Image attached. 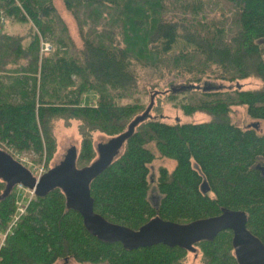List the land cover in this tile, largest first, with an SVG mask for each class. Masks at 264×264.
I'll list each match as a JSON object with an SVG mask.
<instances>
[{
	"label": "trees",
	"instance_id": "obj_1",
	"mask_svg": "<svg viewBox=\"0 0 264 264\" xmlns=\"http://www.w3.org/2000/svg\"><path fill=\"white\" fill-rule=\"evenodd\" d=\"M0 1L15 21L30 19L49 34L53 45L40 56L35 28L25 35L0 30V144L18 154L31 152L36 162L52 156L53 118L78 119L109 137L124 133L146 109L138 92L147 72L154 85L258 78L261 85L252 89L166 90L165 98L183 113L204 112L210 119L169 123L149 116L127 132L88 187L93 211L110 224L136 230L155 216L188 224L223 208L240 209L246 228L264 244V133L230 118L232 106L244 105L249 117L264 119V0H62L80 46L52 0ZM88 92L97 93L95 105L82 104ZM94 156L90 135L83 133L75 167L88 166ZM157 158L175 164L158 168L159 199L153 204L148 175ZM15 189L0 172L3 233L15 209ZM1 239L0 264L64 258L78 264H186L189 251L102 240L85 227L59 187L36 193ZM194 245L200 264H239L231 230Z\"/></svg>",
	"mask_w": 264,
	"mask_h": 264
},
{
	"label": "water",
	"instance_id": "obj_2",
	"mask_svg": "<svg viewBox=\"0 0 264 264\" xmlns=\"http://www.w3.org/2000/svg\"><path fill=\"white\" fill-rule=\"evenodd\" d=\"M209 87L210 85L207 84H177L170 90L175 93L190 88L204 90ZM152 97L144 112L129 123L124 133L110 137L105 143L97 145V158L86 167L80 169L75 167L76 152H73L67 154L60 164L36 178L10 153L0 149V172L16 184L21 183L33 188L35 194L59 187L64 192L67 203L79 211L85 227L91 234L102 240L118 241L126 248L162 243L194 251L196 242L211 239L220 231L231 230L233 253L239 264H264V244L246 228V213L240 209L223 208L217 215L188 224H178L155 216L136 230L110 224L95 214L88 187L90 178L117 153L127 132L149 117L148 111L153 103ZM203 190L206 191V188L203 187ZM64 261H67V258H64Z\"/></svg>",
	"mask_w": 264,
	"mask_h": 264
},
{
	"label": "rangeland",
	"instance_id": "obj_3",
	"mask_svg": "<svg viewBox=\"0 0 264 264\" xmlns=\"http://www.w3.org/2000/svg\"><path fill=\"white\" fill-rule=\"evenodd\" d=\"M18 5V1H15ZM0 10L3 11L4 14V23L1 26L0 30L13 33V34H27L29 27L35 28V32L38 34V41L40 40V36H46L50 40L49 34H42V32L36 28L33 23L28 20L27 23L15 21L13 15H10L6 12V9L2 2L0 1ZM52 4L55 7L56 13L62 18L64 23L67 26L68 32L74 40L76 46L81 45V40L78 35L77 25L72 14L65 8L62 0H52ZM211 9V7L206 10ZM211 11V10H210ZM212 14L213 12H208ZM51 41V40H50ZM53 49V48H52ZM150 75H142L140 79V83L142 85L143 90L138 92L141 97L142 103L147 107L152 97V105L149 109L148 113L151 117H156L165 122H201L210 119V116L204 112H194L191 114H185L181 109L174 106L170 101L165 98V94H167L166 90H170L171 87H175L177 84H181L180 81H173L172 83L166 84L167 82L158 81L157 83L152 84L151 74ZM156 81V79H155ZM207 84L213 87L220 86L223 89H252L259 87L261 85V81L255 77H248L242 79H236L232 81L225 80H206ZM82 104L95 105L98 95L97 93L88 92L82 96ZM145 107V108H146ZM230 113V118L232 122L237 124L238 126L245 127L255 125L256 130L259 133H264V119H253L249 117L246 113V108L244 105H234L232 106ZM50 130L51 134L54 138L55 145L52 156L49 160H46L45 155L41 156L39 162L33 161V158H37V156L33 153H20L19 156L23 161L25 159L26 165L32 167L34 165L41 166L43 165L46 171L50 168H53L60 164L66 157L67 154H72L73 152H77L80 149V144L83 138V133H87L90 135L92 145L95 150V156L97 157L96 147L100 143H105L110 137L98 130H90L84 126V124L75 118H53L50 121ZM0 149L7 150L8 148L2 143L0 144ZM11 152V150H9ZM12 153V152H11ZM24 162V161H23ZM175 162L172 159L167 158H157L151 164H149V192L148 196L150 201L155 204L159 199V192L156 187V178L158 175V168L160 166L166 167L168 170H171L174 166ZM16 193L18 191V187L16 186ZM34 196L31 198V200ZM15 198V206H16ZM30 200V201H31ZM18 222V221H17ZM16 222V223H17ZM10 223V222H9ZM9 226V225H8ZM8 226L6 230L8 229ZM5 230V232H6ZM4 232V233H5ZM11 232V231H9ZM3 232H0V235L3 237ZM2 243V239L0 240V244ZM53 264H78L74 259L69 258L67 261L64 259H59ZM186 264H200V254L197 251L195 254L192 251L187 252L186 256Z\"/></svg>",
	"mask_w": 264,
	"mask_h": 264
},
{
	"label": "built area",
	"instance_id": "obj_4",
	"mask_svg": "<svg viewBox=\"0 0 264 264\" xmlns=\"http://www.w3.org/2000/svg\"><path fill=\"white\" fill-rule=\"evenodd\" d=\"M4 18L5 17H4L3 11L0 10V28L4 23ZM52 48H53V45H52L51 41L46 36H40L39 55L41 56L42 54L51 51ZM9 150H11V149L8 148V152L15 159H17L22 164L26 165L25 159L23 160L24 161L23 162L17 152H14L11 150V152H12L11 153ZM29 169L36 178H39L40 176H42L46 172V169L44 168L43 165H41V166L34 165L32 167H29ZM16 186L18 187V191L16 193V195H17L16 206H15V209L13 211V214L11 215L8 229L3 234V237L5 236V234L7 232L11 231V229L16 225V222L19 220L20 216L25 212L26 207H27L28 203L30 202L31 198L35 195V191L33 188L26 187V186L22 185L21 183H17Z\"/></svg>",
	"mask_w": 264,
	"mask_h": 264
},
{
	"label": "flooded vegetation",
	"instance_id": "obj_5",
	"mask_svg": "<svg viewBox=\"0 0 264 264\" xmlns=\"http://www.w3.org/2000/svg\"><path fill=\"white\" fill-rule=\"evenodd\" d=\"M233 250V249H232ZM234 251V250H233Z\"/></svg>",
	"mask_w": 264,
	"mask_h": 264
}]
</instances>
